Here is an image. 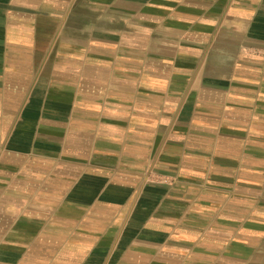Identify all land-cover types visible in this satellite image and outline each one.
I'll return each instance as SVG.
<instances>
[{"label": "crops", "instance_id": "obj_1", "mask_svg": "<svg viewBox=\"0 0 264 264\" xmlns=\"http://www.w3.org/2000/svg\"><path fill=\"white\" fill-rule=\"evenodd\" d=\"M0 264H264V0H0Z\"/></svg>", "mask_w": 264, "mask_h": 264}]
</instances>
